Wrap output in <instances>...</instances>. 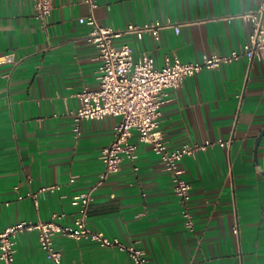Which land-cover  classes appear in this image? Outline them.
I'll list each match as a JSON object with an SVG mask.
<instances>
[{
	"label": "crops",
	"instance_id": "0c3cea01",
	"mask_svg": "<svg viewBox=\"0 0 264 264\" xmlns=\"http://www.w3.org/2000/svg\"><path fill=\"white\" fill-rule=\"evenodd\" d=\"M261 6L264 0H99L95 16L116 29L181 24L179 32L161 29L159 38L115 40L162 67L174 55L202 62L240 49L252 30L242 15ZM89 13L84 0H53L42 26L33 0H0V56L14 53L17 60L0 64V232L55 214L61 224H72L79 210L73 198L100 181L101 150L120 118L85 120L77 135L69 113L80 106L84 88L99 87V49L87 39L90 27L79 22ZM167 99L158 131L170 149L228 142L181 161L192 184L193 229L161 157L136 131L138 158L96 187L89 227L143 249L156 264H264V59L205 68ZM51 186L56 190L40 191ZM30 192L38 194L37 203ZM54 245L66 264H134L126 251L90 239L56 235ZM16 249L15 264H53L36 230L21 233Z\"/></svg>",
	"mask_w": 264,
	"mask_h": 264
},
{
	"label": "built area",
	"instance_id": "2783aa9c",
	"mask_svg": "<svg viewBox=\"0 0 264 264\" xmlns=\"http://www.w3.org/2000/svg\"><path fill=\"white\" fill-rule=\"evenodd\" d=\"M90 8L86 17L79 22L90 27L87 35L89 42L94 44L100 53L98 70L99 87L84 88L79 94L80 106L70 110L74 121V131L81 133V124L85 120H100L108 116L119 117L114 128L112 141L101 150L104 170L100 181L90 190L76 195L73 204L79 206L78 216L72 224H61L57 221L60 215L55 214L50 220H23L7 227L0 232V261L2 264H15L17 237L26 231H38L41 249L53 264H66L62 252L54 245V237L62 235L75 240L90 239L105 247H118L126 251L134 264H156L150 261L147 253L133 244L122 243L118 238H110L103 231L94 230L88 225L89 208L93 201L96 187L110 175L121 170L125 161L135 162L138 158V144L132 140L134 132H138L140 141L150 143L153 150L161 157L164 169L170 174L173 191L183 208L186 226L194 227L193 215L189 202L192 184L185 178L181 161L186 156L196 155L200 151L218 143L225 146L228 142L206 140L204 142H185L175 149H170L159 135L162 108L167 102L170 90L178 89L183 82L203 69L218 68L223 64H231L247 57L250 61L264 59V7L244 13L247 21L252 23L248 40L240 49L225 55H212L202 62H185L177 55L167 57L162 67L155 65V59L148 53L136 55L128 44H116L118 37L127 34L142 39L151 33L159 38L160 30L174 27L180 31L181 24L175 23H130L123 28L101 25L95 10L99 0H84ZM35 17L46 26L53 10V0H33ZM14 53L0 56V64H16ZM138 169V167H135ZM57 186L42 187L40 191L56 190ZM37 203V193H28ZM25 195L19 194L23 199Z\"/></svg>",
	"mask_w": 264,
	"mask_h": 264
},
{
	"label": "water",
	"instance_id": "95a60500",
	"mask_svg": "<svg viewBox=\"0 0 264 264\" xmlns=\"http://www.w3.org/2000/svg\"><path fill=\"white\" fill-rule=\"evenodd\" d=\"M263 136H264V130L262 131V133H261V135L259 137V142H260V140L262 139ZM259 142H258V144H259Z\"/></svg>",
	"mask_w": 264,
	"mask_h": 264
}]
</instances>
